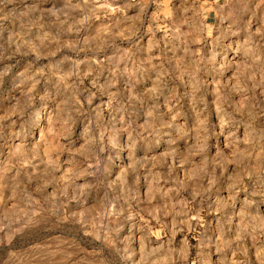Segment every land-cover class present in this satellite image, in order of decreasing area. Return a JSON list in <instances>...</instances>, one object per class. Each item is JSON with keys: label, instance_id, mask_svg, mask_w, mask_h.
Instances as JSON below:
<instances>
[{"label": "rangeland", "instance_id": "rangeland-1", "mask_svg": "<svg viewBox=\"0 0 264 264\" xmlns=\"http://www.w3.org/2000/svg\"><path fill=\"white\" fill-rule=\"evenodd\" d=\"M201 1L0 0V264H264V24Z\"/></svg>", "mask_w": 264, "mask_h": 264}, {"label": "clouds", "instance_id": "clouds-1", "mask_svg": "<svg viewBox=\"0 0 264 264\" xmlns=\"http://www.w3.org/2000/svg\"><path fill=\"white\" fill-rule=\"evenodd\" d=\"M257 10L260 11V16H259L260 22L264 24V0H257V3L250 11L249 22H251L252 19L257 16ZM255 77H256V73H250L247 76V79L255 80ZM260 78L264 80V73L260 74ZM21 83L24 84V81H21ZM25 88H27V91L21 89L20 96L14 98L15 103L11 105L10 109H5L2 112H0V120H8L12 125H15L17 121H20V123L23 124L24 118L26 116H34L37 121H39L42 118L43 114L39 109L30 112V110L32 109L34 96L32 94L31 88H28L26 84H25ZM37 98L41 99L42 108L49 109L50 111L53 112L54 115L58 116L61 102H59L55 97H48L47 100H45L44 97H37ZM49 105H52V107L49 108ZM208 114L209 116L212 115L211 107H209L208 109ZM239 122L240 121L237 120V124ZM39 127H40L39 124H36L34 126L33 128L34 137L38 135ZM215 131H216L215 125H213L211 121H209V127H208L209 135H212L213 133H215Z\"/></svg>", "mask_w": 264, "mask_h": 264}, {"label": "crops", "instance_id": "crops-1", "mask_svg": "<svg viewBox=\"0 0 264 264\" xmlns=\"http://www.w3.org/2000/svg\"><path fill=\"white\" fill-rule=\"evenodd\" d=\"M208 1H209V0H202L201 3L206 5L207 3H209ZM211 17H212V15H211V11H206V13H205V15H204V20H205V22H208V21L210 20Z\"/></svg>", "mask_w": 264, "mask_h": 264}]
</instances>
